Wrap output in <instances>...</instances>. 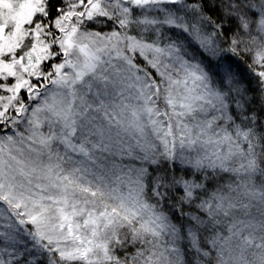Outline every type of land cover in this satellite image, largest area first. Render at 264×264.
Returning <instances> with one entry per match:
<instances>
[{
    "label": "snow or ice",
    "instance_id": "1",
    "mask_svg": "<svg viewBox=\"0 0 264 264\" xmlns=\"http://www.w3.org/2000/svg\"><path fill=\"white\" fill-rule=\"evenodd\" d=\"M0 264H264V0H0Z\"/></svg>",
    "mask_w": 264,
    "mask_h": 264
}]
</instances>
